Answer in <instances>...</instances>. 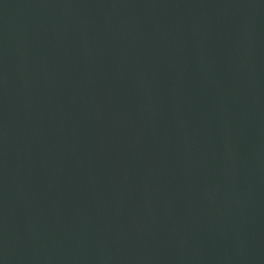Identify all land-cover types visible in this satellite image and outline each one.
Wrapping results in <instances>:
<instances>
[{
	"label": "water",
	"instance_id": "1",
	"mask_svg": "<svg viewBox=\"0 0 264 264\" xmlns=\"http://www.w3.org/2000/svg\"><path fill=\"white\" fill-rule=\"evenodd\" d=\"M0 264H264V0H0Z\"/></svg>",
	"mask_w": 264,
	"mask_h": 264
}]
</instances>
